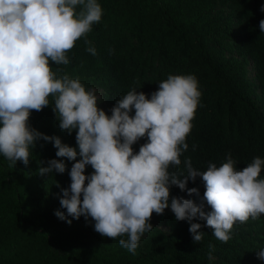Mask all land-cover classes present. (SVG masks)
Segmentation results:
<instances>
[{"label": "trees", "instance_id": "obj_1", "mask_svg": "<svg viewBox=\"0 0 264 264\" xmlns=\"http://www.w3.org/2000/svg\"><path fill=\"white\" fill-rule=\"evenodd\" d=\"M98 3L103 15L87 36L91 45L78 40L67 65L52 64L54 71L63 69L58 75L79 79L86 90H98L100 100L110 107L105 110L109 115L117 99L133 88L150 98L170 74L194 75L202 95L186 138L188 149L181 165L169 171L186 174L188 158L199 171H206L210 163L221 166L229 154L238 170L257 156L264 159V33L259 28L264 0ZM89 46L95 47L96 55L86 51ZM52 109L50 104L32 111L30 125L77 147L76 130L71 134L61 130ZM145 142L142 138L135 143L134 151ZM56 151L52 142L41 139L28 165L17 162L9 167L0 155V264H264L257 255L264 249V214L234 224L227 243L217 240L206 222L197 218L193 222L202 225L204 235L194 243L189 221H177L170 208L165 209L162 215L154 214L168 231L151 218L153 228L141 237L136 255L121 247L119 238L94 231L90 217L87 221L83 216L68 217L72 220L68 224L55 212L66 213L60 198L71 183L74 161L56 157ZM50 159H63L66 171L39 174L38 168L46 167ZM92 171L86 166V175ZM260 178L264 179V170ZM187 187L199 189V196L188 199L200 203L205 191L202 179L189 180ZM170 191L184 199L188 194L174 185ZM205 211H211L206 202ZM209 244L215 246L211 260Z\"/></svg>", "mask_w": 264, "mask_h": 264}, {"label": "clouds", "instance_id": "obj_2", "mask_svg": "<svg viewBox=\"0 0 264 264\" xmlns=\"http://www.w3.org/2000/svg\"><path fill=\"white\" fill-rule=\"evenodd\" d=\"M102 15L98 0H0V155L9 167L17 162L28 165L37 141L52 142L56 157L74 161L71 183L60 198L66 213L57 210L55 215L68 224V217H90L94 231L119 238L120 246L133 255L141 237L153 228V213L162 215L169 208L177 221H189L194 243L204 235L202 225L193 222L197 218L217 240L227 243L234 224L264 214V159L257 156L238 170L229 154L221 166L210 163L206 171H199L188 158L186 174L169 171L181 165L188 149L186 138L202 95L194 75L170 74L150 98L133 88L117 99L111 115L99 107L95 89L86 90L79 79L58 75L63 69L54 71L52 64L67 65L68 53L81 38L91 45L87 36ZM259 28L264 33V19ZM86 51L96 55L93 46ZM50 104L60 129L68 134L76 130L77 147L30 125L32 111ZM142 138L146 142L134 151ZM89 165L93 171L86 175ZM54 171H66L63 159H50L38 168L41 175ZM197 177L205 185L200 203L171 196L173 185L199 196L198 188L187 187ZM205 202L211 211H205ZM208 248L211 260L215 246ZM257 255L264 259V249Z\"/></svg>", "mask_w": 264, "mask_h": 264}, {"label": "rangeland", "instance_id": "obj_3", "mask_svg": "<svg viewBox=\"0 0 264 264\" xmlns=\"http://www.w3.org/2000/svg\"><path fill=\"white\" fill-rule=\"evenodd\" d=\"M95 94H96L97 97L99 98V95H98V94H99V91L96 90V89H95ZM99 104H100V106H101L104 110L110 109V107H109V106H106V105L100 100V98H99ZM189 197H190V195L187 194L186 197H185V199H188ZM152 220H153V223H154L156 226H158L160 229H162V230L165 231V232L168 231V228H167L165 225H163V224H161V223L158 222L157 217H156V215H155L154 213H153V215H152Z\"/></svg>", "mask_w": 264, "mask_h": 264}]
</instances>
